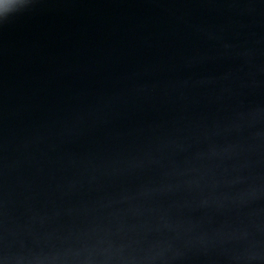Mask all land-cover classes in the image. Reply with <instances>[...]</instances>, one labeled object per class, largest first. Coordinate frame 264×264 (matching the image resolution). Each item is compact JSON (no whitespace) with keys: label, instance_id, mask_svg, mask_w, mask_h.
I'll return each mask as SVG.
<instances>
[{"label":"water","instance_id":"1","mask_svg":"<svg viewBox=\"0 0 264 264\" xmlns=\"http://www.w3.org/2000/svg\"><path fill=\"white\" fill-rule=\"evenodd\" d=\"M0 261L264 264V0L0 24Z\"/></svg>","mask_w":264,"mask_h":264},{"label":"clouds","instance_id":"2","mask_svg":"<svg viewBox=\"0 0 264 264\" xmlns=\"http://www.w3.org/2000/svg\"><path fill=\"white\" fill-rule=\"evenodd\" d=\"M32 0H0V24H3L14 15L27 9ZM5 5H8L5 7ZM0 264H3L0 261Z\"/></svg>","mask_w":264,"mask_h":264}]
</instances>
